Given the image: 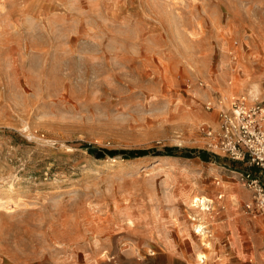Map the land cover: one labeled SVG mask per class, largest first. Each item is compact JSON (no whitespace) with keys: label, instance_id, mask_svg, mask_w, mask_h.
Returning <instances> with one entry per match:
<instances>
[{"label":"rangeland","instance_id":"374dc122","mask_svg":"<svg viewBox=\"0 0 264 264\" xmlns=\"http://www.w3.org/2000/svg\"><path fill=\"white\" fill-rule=\"evenodd\" d=\"M242 96L264 0H0V264H264V172L207 133Z\"/></svg>","mask_w":264,"mask_h":264},{"label":"built area","instance_id":"2783aa9c","mask_svg":"<svg viewBox=\"0 0 264 264\" xmlns=\"http://www.w3.org/2000/svg\"><path fill=\"white\" fill-rule=\"evenodd\" d=\"M219 120V129L207 132L215 139L213 143L233 160L264 172V102L248 105L244 99H237L231 108L220 111ZM240 174L253 190V204L264 213V181L250 170Z\"/></svg>","mask_w":264,"mask_h":264},{"label":"trees","instance_id":"16d2710c","mask_svg":"<svg viewBox=\"0 0 264 264\" xmlns=\"http://www.w3.org/2000/svg\"><path fill=\"white\" fill-rule=\"evenodd\" d=\"M84 148L87 149L92 155H94L96 158H105L107 155L116 156L119 153L124 154L127 158H134L135 156H144L151 154V152L155 151L157 154H162L161 151H157L155 149H134V150H108L106 148H97L92 145H84ZM196 149H189L186 151V155L190 156L193 152H195ZM165 154H175V149L172 147L165 148L164 151ZM200 154L205 159H210L213 154L208 152L207 150L200 151Z\"/></svg>","mask_w":264,"mask_h":264},{"label":"bare ground","instance_id":"6f19581e","mask_svg":"<svg viewBox=\"0 0 264 264\" xmlns=\"http://www.w3.org/2000/svg\"><path fill=\"white\" fill-rule=\"evenodd\" d=\"M224 95V98H223V101L222 102H224V101H226V103H229L230 101L227 99V95H225V94H223ZM242 99H244V100H248V96H242L241 97ZM253 98V96H251V99ZM233 99H236V97H234ZM234 102V101H233ZM222 105H223V103H222ZM231 104H229V106H230ZM231 107V106H230ZM218 109V108H217ZM205 116V115H204ZM208 121H209V118H208ZM210 121H212V120H210ZM209 123H211V122H209ZM213 123V122H212ZM211 123V124H212ZM215 127H218L217 125H215ZM220 184V183H219ZM248 196V195H247ZM220 197V196H219ZM222 197V196H221ZM205 198L206 197H194L192 200H193V202H195V203H198L199 201L201 202V205H203V208H201L202 210H204L205 209V206H206V203H205ZM208 200H210L209 198H207ZM195 205V204H194Z\"/></svg>","mask_w":264,"mask_h":264}]
</instances>
